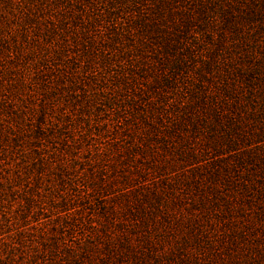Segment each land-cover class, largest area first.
<instances>
[{"label":"rangeland","instance_id":"1","mask_svg":"<svg viewBox=\"0 0 264 264\" xmlns=\"http://www.w3.org/2000/svg\"><path fill=\"white\" fill-rule=\"evenodd\" d=\"M165 1L0 0V264H264V0Z\"/></svg>","mask_w":264,"mask_h":264},{"label":"trees","instance_id":"2","mask_svg":"<svg viewBox=\"0 0 264 264\" xmlns=\"http://www.w3.org/2000/svg\"><path fill=\"white\" fill-rule=\"evenodd\" d=\"M167 1H170V0H166L165 2H167ZM187 3H189V2H191L192 0H185ZM199 7L198 8H200V9H198V8H195V9H197V11L199 12V17H204L205 18V16L207 15L206 14V12H205V8H204V6H201V5H198ZM184 18V17H183ZM185 20L183 21V23L184 24H187V26H189V24L191 23V21H193V18L192 17H190V19H188L187 20V18L185 17L184 18ZM179 68V67H178ZM179 70V69H178Z\"/></svg>","mask_w":264,"mask_h":264}]
</instances>
